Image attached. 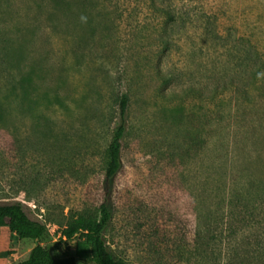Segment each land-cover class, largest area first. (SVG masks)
<instances>
[{
	"label": "rangeland",
	"instance_id": "obj_1",
	"mask_svg": "<svg viewBox=\"0 0 264 264\" xmlns=\"http://www.w3.org/2000/svg\"><path fill=\"white\" fill-rule=\"evenodd\" d=\"M125 94L115 256L264 264V0H0V204L23 203L56 257L77 255L71 220L99 216ZM206 115L189 156L184 128ZM35 246L4 230L0 264Z\"/></svg>",
	"mask_w": 264,
	"mask_h": 264
},
{
	"label": "trees",
	"instance_id": "obj_2",
	"mask_svg": "<svg viewBox=\"0 0 264 264\" xmlns=\"http://www.w3.org/2000/svg\"><path fill=\"white\" fill-rule=\"evenodd\" d=\"M89 0H55L66 6L80 3L85 5ZM161 12L171 13V10L165 8ZM168 11V12H167ZM200 12L189 10L186 15L189 19L198 20ZM176 17H174V21ZM212 96L207 97L205 102H211ZM130 99L127 94L123 95L120 101V121L109 146V161L105 171V176L102 185V202L99 207V216H79L69 222L63 230L61 239L68 241H76V257H56L50 248L49 230L47 226L38 219H33L27 213L23 203L15 202L12 204H0V237L3 228H8L10 233L17 236L21 240H32L36 242V246L31 250L28 257L24 260L13 264H80L77 257L87 259L90 255V264H127L115 256L106 240V231L114 218V191L116 179L123 169V141L128 131V110ZM179 112L181 115L182 108ZM184 117L180 116L176 120V124H187L184 122ZM188 119L192 115H188ZM187 119V120H188ZM205 124L200 129L193 125L184 128L187 140V154L200 153L208 149L210 138L214 134L209 130V119L206 115ZM186 120V122H187ZM192 122V120H191ZM188 123V122H187ZM208 182H205V186Z\"/></svg>",
	"mask_w": 264,
	"mask_h": 264
},
{
	"label": "crops",
	"instance_id": "obj_3",
	"mask_svg": "<svg viewBox=\"0 0 264 264\" xmlns=\"http://www.w3.org/2000/svg\"><path fill=\"white\" fill-rule=\"evenodd\" d=\"M6 229H8V228H3V230H2V233H1V234H4V230H6Z\"/></svg>",
	"mask_w": 264,
	"mask_h": 264
}]
</instances>
